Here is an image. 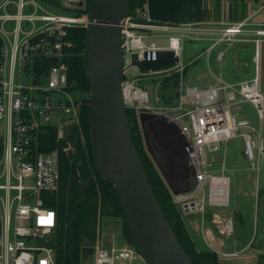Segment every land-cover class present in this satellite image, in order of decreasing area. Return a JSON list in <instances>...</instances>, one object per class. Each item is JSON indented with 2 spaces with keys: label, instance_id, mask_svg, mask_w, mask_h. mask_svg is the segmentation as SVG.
Returning <instances> with one entry per match:
<instances>
[{
  "label": "built area",
  "instance_id": "built-area-1",
  "mask_svg": "<svg viewBox=\"0 0 264 264\" xmlns=\"http://www.w3.org/2000/svg\"><path fill=\"white\" fill-rule=\"evenodd\" d=\"M83 1L85 7L87 0ZM66 7H70L66 5ZM143 8L128 14L123 22L122 51L124 79L122 95L126 108L163 117L176 131L180 157L173 173L189 188L174 194L172 203L182 216L208 212L207 207L229 205L230 178L224 173L228 140L240 127H250L249 118H238L235 109L250 103L262 120L264 95L259 87V45L264 41V22L246 17L237 21H201L181 24H152L144 18ZM139 19H143L142 21ZM88 15L55 11L41 0H0V264H55V249L49 245L57 228L56 210L45 203L43 195L59 186V148L41 149L46 128H56L62 140L63 117L78 122L80 101L68 90L67 67L61 61V46L67 29L88 25ZM167 32V43L159 45L147 31ZM153 37L152 39H147ZM211 41L208 54L216 47V59L237 44L253 45L254 75L238 82L217 78L206 86L179 81L178 95L170 105L150 104L148 92L138 84L141 76L168 72L171 68L141 72L131 66V55L154 59L158 49H171L181 55L182 40ZM223 47V48H222ZM41 56L57 57L46 71H38ZM44 65V64H43ZM132 77H126L129 69ZM167 74V73H165ZM240 135L243 154L251 168L258 171L264 155L260 129ZM257 150V160L253 148ZM66 151V146L62 148ZM206 151L221 152L207 161ZM219 163L220 173L208 166ZM185 214V215H184ZM218 232H233L232 217L212 213ZM90 264H135L141 258L131 243L91 246ZM142 261V260H141ZM143 262V261H142Z\"/></svg>",
  "mask_w": 264,
  "mask_h": 264
},
{
  "label": "water",
  "instance_id": "water-1",
  "mask_svg": "<svg viewBox=\"0 0 264 264\" xmlns=\"http://www.w3.org/2000/svg\"><path fill=\"white\" fill-rule=\"evenodd\" d=\"M67 5L81 8L82 0H68ZM129 0H88V25L85 28L82 69L89 84L88 121L92 160L101 179L112 184L131 244L144 264H194L179 242L147 179L133 143L127 108L122 95L124 60L123 22L128 15ZM57 57L41 56L44 65ZM180 57L171 49H158L155 58L139 59L131 55V66L141 72L172 68ZM150 115L141 113L140 120ZM153 116V115H152ZM264 147V139L262 141ZM151 158L167 187L174 193L171 173ZM167 169L178 168L170 159ZM254 245L264 249V194L257 206Z\"/></svg>",
  "mask_w": 264,
  "mask_h": 264
},
{
  "label": "rangeland",
  "instance_id": "rangeland-1",
  "mask_svg": "<svg viewBox=\"0 0 264 264\" xmlns=\"http://www.w3.org/2000/svg\"><path fill=\"white\" fill-rule=\"evenodd\" d=\"M42 1V0H41ZM61 6L49 4L46 0L42 2L52 10L63 12L69 11L66 7L68 0H59ZM73 12V10L71 11ZM150 34H159L154 36L157 39L159 45H165L167 43V32L151 30L147 31ZM152 39L149 37L147 39ZM211 41L206 40H182V51L180 55V62L176 66L172 67L168 72L141 76L138 82L149 94L150 104H164L170 105L174 103V99L178 95L179 81L183 79L185 84H196L198 86L211 85L217 78H222L228 82H238L245 80L254 75V64L252 62L253 45L251 44H237L234 52L233 48L225 50L224 55L220 60L216 59V53L219 47H216L209 54V58H206L205 48ZM223 48V47H222ZM263 44L259 47L260 55L262 56ZM236 62V63H235ZM260 60L258 61V65ZM136 72L135 69H129L126 77L130 78L131 75ZM167 73V74H165ZM260 74L258 70V75ZM260 90L261 80L259 82ZM134 112L135 121L137 122L138 129L143 138V145L147 153L151 157L152 154L158 161L164 170H167L164 162L160 159V156L168 157L170 160H177L180 157L179 152V140L176 131L166 122L163 117L151 114L144 116L142 121L140 120V114L137 115L135 108H128ZM235 113L238 118H249L250 127H240L236 131V135L228 140L226 143V157L224 172L230 178L229 188V205L224 208H212L207 207V210L220 211V218H226L231 216L233 221V228L238 229L240 234L248 232L249 228L255 227L256 213L255 207L260 199V195L256 196L259 189L264 187V155L260 158L259 170L251 169L250 160H248L243 154V140L241 133L245 131L252 132V139L257 141L258 137L256 132L251 129H258L261 124L262 135L264 136V104H263V117L260 120L257 118L256 111L250 103H244L235 109ZM153 115V116H152ZM67 119L68 117H63ZM62 118V119H63ZM62 122H56L60 125L63 132V138L67 141L70 147L75 149L74 151H68V157L70 160H74L77 166L78 180L86 181L85 183L96 180L97 174L90 162L88 146L85 138L81 137L77 125L69 121L66 123L65 119ZM0 127V132H1ZM83 138V139H82ZM82 139V141H81ZM83 143V144H82ZM254 155L257 160L256 147L253 148ZM218 153H210L206 151L207 161L211 163V157L215 158L220 155ZM219 163L208 166L211 171L220 173ZM235 168V171H231ZM255 171V172H254ZM79 180V181H80ZM84 184V183H82ZM253 197L251 198V194ZM197 213V212H196ZM191 213L186 217L187 220H194L195 214ZM199 214V213H198ZM250 214V216H249ZM251 222V223H250ZM218 230V227L215 230ZM234 232V231H233ZM233 232L229 235H232ZM219 233V232H218ZM221 234V233H220ZM109 235V236H108ZM226 235V234H221ZM108 236V237H107ZM123 230V219L119 215H102L98 221L96 239L93 244L104 241L110 245H116L118 240L126 242ZM110 239V240H109ZM117 239V240H116ZM92 244V245H93ZM253 247L258 248L254 245ZM264 250L262 248H258ZM91 255V246L87 248L85 253V259L88 261ZM83 257V258H84ZM83 261V260H82ZM81 264H83L81 262ZM135 264H144L139 258L135 260Z\"/></svg>",
  "mask_w": 264,
  "mask_h": 264
},
{
  "label": "trees",
  "instance_id": "trees-1",
  "mask_svg": "<svg viewBox=\"0 0 264 264\" xmlns=\"http://www.w3.org/2000/svg\"><path fill=\"white\" fill-rule=\"evenodd\" d=\"M43 1V0H42ZM49 4L61 6L59 0H46ZM146 0H129L128 14H134L144 7ZM87 3L83 8L62 7L80 15L87 13ZM143 20V19H139ZM85 27L73 26L67 29L61 46V61L67 67L68 90L80 101L78 124L81 134L88 146L89 159L97 174L96 180L80 183L76 164L70 161L62 148L65 142L57 139L56 128H46V135L42 137L41 149L59 148V186L52 193L43 195L45 203L56 210L57 228L49 245L55 249V264H81L87 248L92 246L96 239L100 216L119 215L121 210L112 184L101 179L92 160L89 141L88 121V93L89 84L82 69V51ZM38 71H46L48 66L37 62ZM129 127L133 143L137 150L141 164L153 192L171 224L179 242L194 264H218V255L210 250H198L189 236L181 212L172 203L171 194L152 158L143 145V138L135 121V114L127 109ZM1 151V145H0ZM264 190H259V195ZM123 219V218H122ZM125 240L131 243L126 225L123 220Z\"/></svg>",
  "mask_w": 264,
  "mask_h": 264
},
{
  "label": "crops",
  "instance_id": "crops-1",
  "mask_svg": "<svg viewBox=\"0 0 264 264\" xmlns=\"http://www.w3.org/2000/svg\"><path fill=\"white\" fill-rule=\"evenodd\" d=\"M142 14L144 18L152 24H181L188 22L195 23L201 21L219 20L237 21L246 17H250V19L253 21L264 22V0H146ZM261 43L263 44V49L262 56L260 55L259 51L258 61L260 60V63L258 65V70L260 74L258 76L261 80V88L264 95V41ZM233 50L235 52L236 47L233 48ZM210 53L206 54L207 59L209 58ZM65 120L66 123L69 121L74 122L79 129V124L74 119L67 118ZM258 129H260L262 139H264V136L262 135L261 124L259 125ZM79 133L82 137L80 129ZM63 137L64 136L62 132V140L66 144L65 152L68 157V151H74L75 149L70 147L69 143L65 141ZM70 161H73L75 164L77 163V161L75 162L74 160ZM173 170L174 169H167L165 171L171 173V178L173 179L175 188L182 189L185 187V184L183 180L173 173ZM235 170V168L231 169L232 172ZM86 181L88 180H80L79 182L85 183ZM259 190H264V187ZM258 195L259 194L256 196ZM252 197L253 193L251 194V198ZM257 206L258 203L255 207H253V209H255L256 219ZM220 211L209 209L208 212L203 216L196 213L194 220H187L186 217H183L187 232L191 237L195 247L198 250H210L216 252L218 255V264H264V250L253 247L257 220L255 221V227H253V229L252 227L249 228V231H245V233L242 235L240 234L239 230L235 228H233L234 232L232 235H221L218 233L217 229L215 230L217 227V224L215 223L216 219L214 220L212 216V213H216L220 217ZM101 243L106 246L109 245L104 243L102 240ZM117 243L122 245L125 242L118 240ZM82 260L83 264H90L92 261V253L89 256L88 261L85 259V257Z\"/></svg>",
  "mask_w": 264,
  "mask_h": 264
},
{
  "label": "flooded vegetation",
  "instance_id": "flooded-vegetation-1",
  "mask_svg": "<svg viewBox=\"0 0 264 264\" xmlns=\"http://www.w3.org/2000/svg\"><path fill=\"white\" fill-rule=\"evenodd\" d=\"M146 117V115H145ZM169 159L168 157H163V156H160V159L159 160H162V162H164L165 160Z\"/></svg>",
  "mask_w": 264,
  "mask_h": 264
}]
</instances>
